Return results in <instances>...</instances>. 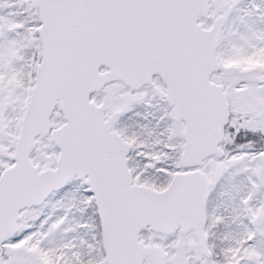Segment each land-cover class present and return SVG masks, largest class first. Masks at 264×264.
Here are the masks:
<instances>
[{"label": "snow or ice", "instance_id": "6c2138e0", "mask_svg": "<svg viewBox=\"0 0 264 264\" xmlns=\"http://www.w3.org/2000/svg\"><path fill=\"white\" fill-rule=\"evenodd\" d=\"M0 264H264V0H0Z\"/></svg>", "mask_w": 264, "mask_h": 264}]
</instances>
